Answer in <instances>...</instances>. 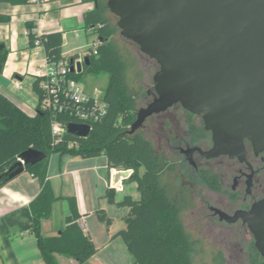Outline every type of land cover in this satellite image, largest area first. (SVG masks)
<instances>
[{"label":"trees","instance_id":"1","mask_svg":"<svg viewBox=\"0 0 264 264\" xmlns=\"http://www.w3.org/2000/svg\"><path fill=\"white\" fill-rule=\"evenodd\" d=\"M29 1L0 0L12 5L26 4ZM87 1H92L95 5L85 13V29L96 32L103 42L98 46V54L88 55L90 63L83 67L82 72H71V75L80 81L84 73L109 74L108 83L103 90L104 100L108 105L107 112L91 125L88 136L79 137L66 130L63 138L55 142L53 122L60 121L68 125L74 119L65 113L41 108L39 78L33 83V89L38 95L37 112L34 116L28 115L0 92V187L11 180L8 176L12 167L20 160L22 152L30 148L44 152L46 157L42 161L25 165V170L42 183L40 193L29 204L32 221L30 229L36 236L46 264H59L57 254L68 255L79 264H84L97 253L98 248L78 223L80 215L75 196L64 197L71 210L64 230L51 236L43 232V221L52 216L54 203L63 198L55 193L47 179L49 160L53 153L83 158L106 155L110 170L119 167L134 170L129 180L137 183L140 193L139 199L126 195L118 202L119 206L128 207L129 211L125 216L126 226L115 237L123 239L134 258L132 264H193L194 243L181 219V205L172 199L168 186L162 180L165 173L175 170V164L166 153L156 150L142 128L134 133L130 132L139 108L137 96L130 91L127 82L126 61L114 42L120 28L111 18L112 12L106 0ZM9 20V16L0 15V22ZM34 25L33 21L27 22L31 45L37 35L33 30ZM39 35L50 61L78 59L79 56H64L62 32ZM7 53L5 47L0 49V70ZM149 94L154 95L155 90ZM200 130L204 132L203 128ZM205 182L219 189L215 178L207 176ZM108 197L111 202H115L113 188L108 190ZM97 214L101 221L111 223L104 209Z\"/></svg>","mask_w":264,"mask_h":264},{"label":"water","instance_id":"2","mask_svg":"<svg viewBox=\"0 0 264 264\" xmlns=\"http://www.w3.org/2000/svg\"><path fill=\"white\" fill-rule=\"evenodd\" d=\"M107 6L118 18L121 35L159 65L155 95L138 110L131 133L151 116L181 104L202 116L213 140L209 150H184L192 164L195 150L208 159L228 155L244 161L246 140L264 151V0H108ZM70 62L71 71L76 66L80 73L90 59ZM90 131L88 124H68V132L79 137ZM45 157L34 148L22 152L8 177ZM133 172L113 170L111 184ZM217 211L229 222L242 218L248 224L264 264V199L234 216Z\"/></svg>","mask_w":264,"mask_h":264},{"label":"crops","instance_id":"3","mask_svg":"<svg viewBox=\"0 0 264 264\" xmlns=\"http://www.w3.org/2000/svg\"><path fill=\"white\" fill-rule=\"evenodd\" d=\"M94 5L87 0H30L19 5L0 2V15L10 17L9 21L0 22V45L3 44L8 52L0 70V92L28 115L34 116L37 112L38 95L33 83L36 70L45 63V50L42 48L38 56L32 53L27 22L35 23L33 30L38 34L62 32L65 46L71 34L79 37L78 29L85 28V13ZM35 95L37 105H34ZM112 171L107 157L104 160L53 153L47 179L55 193L63 198L54 203L52 216L43 221L44 234L57 235L64 230L66 218L71 215L64 197L75 196L80 215L78 223L83 224L85 233L98 247H111L120 238L115 234L126 226L125 216L129 211L118 202L126 195L140 198L136 182L133 187H128L130 177L113 186ZM110 188L114 189L115 202L109 200ZM41 189L40 179L26 170L0 187V264H46L30 229L29 204ZM101 209L106 211L111 223L99 219L97 212ZM56 256L58 262L61 261V254Z\"/></svg>","mask_w":264,"mask_h":264},{"label":"rangeland","instance_id":"4","mask_svg":"<svg viewBox=\"0 0 264 264\" xmlns=\"http://www.w3.org/2000/svg\"><path fill=\"white\" fill-rule=\"evenodd\" d=\"M110 16L114 22H117L118 18L113 13H110ZM78 32L79 37H74L72 34L69 36L68 44L65 43L63 47V54L68 58L79 56L83 60L93 53L94 43L99 39V35L85 28L78 29ZM114 42L126 61L127 82L130 91L137 96V106L139 109L145 107L154 97L149 92L154 91L153 76L158 71L159 65L154 59L142 53L137 44L122 36L120 30L115 35ZM108 80L109 74L106 72L84 73L80 78L83 87L89 92L97 89L103 91ZM34 98L36 102L34 105H37V95ZM175 107L168 116L169 119L171 118L167 121L168 125L164 126L161 123L163 119L154 115L145 122L142 130L145 136L154 143L156 150L166 153L175 164V170L165 173L162 180L168 186L172 199L181 205V219L187 233L194 241L193 264H234L229 259L230 252H228L227 245L234 246L236 243L245 248L241 262L249 264L248 245L254 238L248 228L245 229L240 225H224L212 215L209 205L217 201L218 194L203 183L200 174L179 150L180 146L186 147L187 144L194 145V143L186 135L189 112L181 105ZM194 120L197 124L203 125L202 117L196 116ZM209 140H211V135L208 133L205 141L208 145ZM98 157L106 160V155ZM195 159L201 166L207 167L211 174L218 177L224 193H228L238 163L228 158L205 161L196 156ZM127 184L131 188L135 182L128 180ZM97 248L99 250L95 257L84 264H99L98 261L107 264H132L134 262L132 254L121 237L109 248L98 246ZM59 264L76 263L72 257L61 254Z\"/></svg>","mask_w":264,"mask_h":264},{"label":"flooded vegetation","instance_id":"5","mask_svg":"<svg viewBox=\"0 0 264 264\" xmlns=\"http://www.w3.org/2000/svg\"><path fill=\"white\" fill-rule=\"evenodd\" d=\"M179 105L181 104H175L174 106L169 108L167 111L162 112L160 114H156L157 117L163 119L161 123L164 126L168 125L169 122L167 121L171 120V118L169 119L168 117L170 115L171 110L173 108H176L175 106H179ZM189 115L190 116L188 117V120H187L186 135L188 136L190 141L194 143V145L187 144L186 147L180 146L179 150L181 154L185 155L188 163L200 174L203 180V183L208 188L212 189L218 194L217 201L209 205V210L212 212V215L215 218H218L219 222H221L222 224L232 225V226L240 225L245 229L248 228V230L250 231L248 224L245 223L242 218H238L237 220L233 222H229L227 219L221 217L217 209L222 210L223 212L227 213L230 216H234L239 210L248 211L252 208V206L256 202L264 199V151L256 150L253 144L250 141L246 140L245 141L246 159L244 161H240L237 157L231 158L228 155H220L218 157L208 159L207 157L202 155L199 151L195 150L193 152L194 164H192L188 160L187 154L184 152V150H187L189 148H194V147H200L202 150H209L213 146V140H212L211 133L205 129L204 121H203V125L202 124L199 125L195 122L194 117L200 116V115H197L191 112H189ZM166 117H168V120H166ZM164 118H165V121H164ZM202 128L204 132L200 130ZM208 133L211 135V140H209V145L205 142ZM176 137L178 138V136ZM176 137H174V140L177 141ZM196 156L201 159H204L205 161H210L212 159H219V158H228L229 160L236 161L238 163V168L235 169L233 173V183L231 184L228 193H224L222 183L218 179V177L215 174H211V172L209 171L207 167L201 166L198 163V161H196L195 159ZM207 176H210L211 178L216 179V182L218 184L217 187L219 189L213 188L205 182V178ZM252 236L254 238L253 234ZM227 249H228V252H230L229 259L232 263L234 262V264H243L241 262V259H242L241 256H242V252L245 249L244 247L236 243L234 246L227 245ZM248 249L250 250V252L247 255L249 264H259V263L262 264L263 258L261 254L259 253V251L257 250L256 244H255V238L251 242H249Z\"/></svg>","mask_w":264,"mask_h":264},{"label":"built area","instance_id":"6","mask_svg":"<svg viewBox=\"0 0 264 264\" xmlns=\"http://www.w3.org/2000/svg\"><path fill=\"white\" fill-rule=\"evenodd\" d=\"M101 41L94 43L93 53L98 54V46ZM44 49L40 35L34 38L31 51L34 55H40ZM79 60L83 62L80 57ZM71 62L68 59L50 61L45 53L43 67L36 70V78L40 79L39 87L42 91L41 108L51 112L65 113L71 116L76 123L91 125L98 121L107 112V102L104 100V92L98 89L89 92L82 83L71 75ZM76 66H75V71ZM19 87V84H17ZM68 130V125L60 121H54L52 132L55 142L63 138ZM112 169V170H116ZM82 227L83 224H81Z\"/></svg>","mask_w":264,"mask_h":264}]
</instances>
